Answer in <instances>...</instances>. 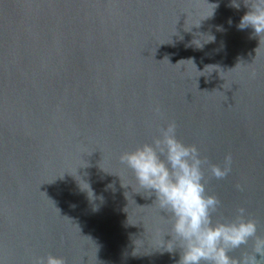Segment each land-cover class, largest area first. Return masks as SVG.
Listing matches in <instances>:
<instances>
[{
  "label": "water",
  "instance_id": "95a60500",
  "mask_svg": "<svg viewBox=\"0 0 264 264\" xmlns=\"http://www.w3.org/2000/svg\"><path fill=\"white\" fill-rule=\"evenodd\" d=\"M236 2L0 0V264H176L170 216L119 160L170 122L232 157L205 170L213 219L243 207L264 235V38Z\"/></svg>",
  "mask_w": 264,
  "mask_h": 264
},
{
  "label": "clouds",
  "instance_id": "9594fccd",
  "mask_svg": "<svg viewBox=\"0 0 264 264\" xmlns=\"http://www.w3.org/2000/svg\"><path fill=\"white\" fill-rule=\"evenodd\" d=\"M242 2L248 10L237 27L251 28L260 42L264 38V0ZM231 6L239 9L241 5L232 0ZM119 160L132 171L138 186L154 194L158 207L170 216L172 243L166 250H179L176 264H264V235L258 233L256 221L246 217L245 208L238 207L231 219H213L221 202L207 194L205 170L216 179L226 178L232 170L230 154L222 166L212 164L196 146L180 141L175 122H170L150 142L122 152ZM236 187L243 190L241 185ZM249 244L251 251L230 254ZM33 264L66 262L61 256L48 254L35 258Z\"/></svg>",
  "mask_w": 264,
  "mask_h": 264
}]
</instances>
